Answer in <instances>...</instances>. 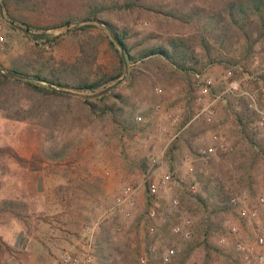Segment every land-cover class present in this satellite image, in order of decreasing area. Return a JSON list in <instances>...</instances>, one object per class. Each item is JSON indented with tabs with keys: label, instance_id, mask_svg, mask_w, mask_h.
<instances>
[{
	"label": "rangeland",
	"instance_id": "rangeland-1",
	"mask_svg": "<svg viewBox=\"0 0 264 264\" xmlns=\"http://www.w3.org/2000/svg\"><path fill=\"white\" fill-rule=\"evenodd\" d=\"M0 22L5 36L0 62L5 66L14 55L27 54L32 59L51 55L54 61H72L77 53L76 45L66 39L52 48L39 46L8 29L1 15ZM136 27L156 29L148 19ZM257 53L261 57L264 52ZM105 54L102 50L94 68L103 65ZM240 65L234 72L225 63L214 64L190 84L178 77L169 84H157L161 92L154 87L150 95L118 83L116 91L127 92L134 109L135 127L127 131L108 117L93 115L76 98L45 99L42 109L50 117L46 130L39 123L0 117V145L11 146L25 159L0 157V201L19 197L26 203V214L22 211L19 216L0 209V264H60L59 256L76 247L86 225L94 228L93 264H99L101 251L105 261H119L126 255V264H137L140 254L148 257L152 241L146 226L159 227L163 217L172 222L163 208L173 197H179L193 217L194 236L189 242L177 241L183 250L169 264H241L227 234L230 223L238 220L237 209L228 205L216 211L210 203L203 207L189 190L196 184V193L205 197L209 180L207 190L216 185L228 194L247 189L250 197L264 192V156L242 138L235 116L242 100L245 103L240 91H259L257 78L264 66L252 58ZM228 70L231 76L226 78ZM205 79L212 84L209 94L201 96L198 83ZM215 95L219 98L210 106L214 112L207 116ZM216 129L226 136L227 150L199 158L196 149L208 143ZM48 149L61 156L48 157L43 153ZM33 163L37 170L32 169ZM150 172L154 178L170 175L166 190L156 196L160 217L154 221L145 218ZM127 186L133 189L134 205L126 215L118 210L115 198ZM259 220L264 228V208ZM241 229L244 240L252 242L255 226L241 223ZM162 234L165 240H174L168 225ZM145 263L163 264L157 256L140 262Z\"/></svg>",
	"mask_w": 264,
	"mask_h": 264
},
{
	"label": "trees",
	"instance_id": "trees-1",
	"mask_svg": "<svg viewBox=\"0 0 264 264\" xmlns=\"http://www.w3.org/2000/svg\"><path fill=\"white\" fill-rule=\"evenodd\" d=\"M0 7L6 20L31 32L62 30L57 34H29L5 22L8 29L37 45L52 48L66 39L77 47L72 61H54L51 55L32 59L20 54L10 57L7 66L0 62L1 68L29 77L0 71V117L39 123L42 130L50 122L42 109L45 99L71 98L81 101L93 115L112 119L124 131L135 127L129 95L117 92L118 85L91 99L55 88L94 93L121 79L120 84L130 91L150 95L157 84H169L178 77L190 84L193 77L214 64L225 63L238 72L242 62L264 52V0H0ZM145 19L156 29H138L136 25ZM102 50L106 53L103 65L94 68ZM259 78L264 81V73L257 83ZM235 116L242 138L256 154L264 156V138L259 137L264 133L249 125L251 118L243 100ZM43 153L50 158L61 156L49 149ZM0 157L25 160L9 145H0ZM32 169L38 166L33 163ZM209 182L204 185L205 197L193 194L196 202L203 207L210 203L216 211L228 208L231 194L219 185L207 190ZM0 209L19 216L22 211L26 214V203L19 197L5 198ZM168 223L160 230L164 231ZM126 259L125 255L119 261ZM135 260L140 264L139 258ZM119 261H105L104 251L99 253V264Z\"/></svg>",
	"mask_w": 264,
	"mask_h": 264
},
{
	"label": "built area",
	"instance_id": "built-area-1",
	"mask_svg": "<svg viewBox=\"0 0 264 264\" xmlns=\"http://www.w3.org/2000/svg\"><path fill=\"white\" fill-rule=\"evenodd\" d=\"M5 41L3 34V26L0 22V43ZM252 61L255 64L264 66V55L259 57L254 54ZM231 76V71L226 72V78ZM200 76H196L199 78ZM257 78V77H254ZM259 83V91H240L239 95L245 99L246 107L251 118L250 126L258 133H264V84L261 80ZM212 84L211 79H205L198 83V92L201 96L209 94V87ZM232 87L236 86L235 81L231 83ZM156 93L161 92L158 87L154 88ZM219 95H215L207 108V116L213 114V109L210 107ZM135 119L140 120V116L136 115ZM227 150L226 136L221 130L216 129L210 135L208 143L199 146L197 156L199 158H209L216 155L218 152ZM155 162L151 159V163ZM170 175L163 174L158 178L153 177L150 172L146 178L148 189V207L145 211V218L156 220L160 217V212L156 209V196L159 192H164L168 186ZM191 193L197 192L196 184L190 185ZM227 204L237 209L238 220L230 223L227 234L232 241L235 254L241 264H264V228L261 227L259 220L261 209L264 208V192L257 193L254 197H250L247 189H240L238 192L232 193L227 199ZM115 205L118 210L124 214H128L127 208L134 205V193L131 187H125L115 198ZM169 216H172V222L168 223L169 234L174 238L173 241L163 238L161 227L167 223L166 218H162V224L159 227L153 225L146 226L147 236L152 239L147 247V255H139L140 262L144 263L149 258L158 257L163 264H169L173 261L174 256L183 250L177 244V241L189 242L194 236V221L193 217L188 214L182 207L179 197H173L163 208ZM169 218V217H168ZM241 223L255 226L254 240L247 242L243 238ZM93 232L94 228L84 226L81 236L74 249L67 251L59 258L60 264H93L94 249H93ZM153 255V256H152Z\"/></svg>",
	"mask_w": 264,
	"mask_h": 264
},
{
	"label": "water",
	"instance_id": "water-1",
	"mask_svg": "<svg viewBox=\"0 0 264 264\" xmlns=\"http://www.w3.org/2000/svg\"><path fill=\"white\" fill-rule=\"evenodd\" d=\"M0 15L4 18V15H3V12H2V8L0 7ZM6 20V19H5ZM8 23H10L11 25L15 26L17 29L25 32V33H29V34H37V35H45V34H48L49 32H41V33H35V32H31L29 31L28 29L20 26V25H16L15 23H13L12 21L10 20H6ZM96 22H99L98 20H95ZM112 38L114 39V41L116 42V44L120 45L119 42L114 38L113 35H111ZM0 71L5 73V74H8V75H13V76H16V77H23V78H29L27 76H24V75H20V74H17L15 72H12L6 68H1L0 67ZM125 71L127 72V66H125ZM125 76V75H124ZM121 79H119L118 81L108 85L107 87L99 90V91H96L94 93H86V94H82V93H77V92H74V91H70V90H67V89H62V88H55L59 91H62V92H68L70 94H73V95H76L78 97H82V98H94V97H98L106 92H108L110 89H112L113 87H115L118 83H120ZM51 87H53L52 85H50Z\"/></svg>",
	"mask_w": 264,
	"mask_h": 264
},
{
	"label": "crops",
	"instance_id": "crops-1",
	"mask_svg": "<svg viewBox=\"0 0 264 264\" xmlns=\"http://www.w3.org/2000/svg\"><path fill=\"white\" fill-rule=\"evenodd\" d=\"M69 248V247H68ZM72 250V248L71 249H68V250H66V251H64L63 253H65V252H67V251H71ZM62 253V254H63ZM59 257H61V256H59ZM58 260H59V258H58Z\"/></svg>",
	"mask_w": 264,
	"mask_h": 264
}]
</instances>
